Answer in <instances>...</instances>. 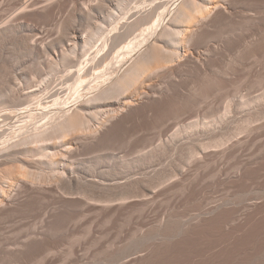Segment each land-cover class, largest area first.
Masks as SVG:
<instances>
[{"label": "rangeland", "instance_id": "obj_1", "mask_svg": "<svg viewBox=\"0 0 264 264\" xmlns=\"http://www.w3.org/2000/svg\"><path fill=\"white\" fill-rule=\"evenodd\" d=\"M16 1L0 0V26L14 18L13 23L18 27L15 33H11L13 36L10 35L0 45V92L12 85L23 89V92L27 91V94L38 96L51 90L71 72L69 70L78 66L72 63L73 68L66 65L62 66L64 70L59 67L51 71V56L55 59L61 56V46H66L65 43L55 47L54 53L48 49L46 54L40 52L39 56L26 57L22 50L25 49L24 38L31 37L30 45L44 50L62 39L66 20L72 17L76 34L85 36L90 27L107 18L117 0H56L52 16L45 15L46 12L40 15L31 7L25 8L31 0H22V7H17ZM135 2L132 0L130 6ZM258 6L251 1L239 2L228 18H223L225 22L220 19L202 39L201 55L207 59L206 63L208 61L214 76L207 64L208 77L207 73L202 77L204 72L197 71L194 66L193 69L192 65L190 69L188 67L191 72L188 73L186 66L174 74L175 79H171L173 75L161 73L165 76L160 75L161 80L164 78L165 81L159 80L161 87L158 83L157 88L163 96L160 94L156 104H149L142 112L124 120L123 124H114L105 140L104 137L81 148L83 151L80 150L78 158L85 163L83 167L87 171L79 175L80 180L85 181H80L82 188L93 184L96 191L112 194L133 182L131 177L120 175L122 171L133 169L134 178H138L143 186V201H135L124 208L121 206L116 213L115 205L112 206V203L109 206L111 202H107L105 211L106 205L101 207L99 201L86 205L83 194L81 198V193H75L84 205H77L78 209L69 203L72 209L68 205H61L62 210L51 213V219L47 222L58 244L54 243L56 251L53 249L55 253L51 252L49 264H126L138 254H143V259L146 257L142 264H146V260L147 264H264V205L260 204L255 211L248 208L253 204L250 202L260 201L259 196L264 192V64L260 58L256 61L258 57L252 59L254 56H251L254 55L251 52L254 38L260 41L264 30V8ZM252 12L256 13V17L252 16ZM25 80L33 83L28 81L26 86ZM170 81L176 85L174 82L170 84ZM39 86H42L41 90ZM69 102L66 101V104ZM0 105L3 106V103ZM99 115H102L101 118L105 116L101 112L94 115L96 117L91 119L93 127L99 126ZM181 134L187 135V139ZM175 136H179L178 143L180 140L184 142V139L186 142L176 148L173 143L177 142ZM214 136L227 139L225 145L211 146L215 151L221 147L219 152L209 147L208 151L213 152L202 160L193 151L190 152L198 147L197 144H210ZM128 161L136 167H132L133 164H128ZM135 162L140 163L135 165ZM137 166H141L139 172ZM134 173L138 175L137 178ZM162 176L167 177L164 178L166 183H159ZM227 197L232 199V203L222 213L229 212L227 215L232 218L224 215L229 220H225V224L216 218L220 219L222 213L214 214L211 211ZM240 197L246 199L241 200ZM240 200L248 201L251 205L239 204ZM33 203L36 202L29 203L26 208L31 215L43 212L46 204L60 205L43 200L37 201L36 205ZM168 224L171 227L166 229ZM52 228L56 231H52ZM150 248H153V252H150ZM37 256L33 255L34 259L9 257L4 264H38L41 257Z\"/></svg>", "mask_w": 264, "mask_h": 264}, {"label": "bare ground", "instance_id": "obj_2", "mask_svg": "<svg viewBox=\"0 0 264 264\" xmlns=\"http://www.w3.org/2000/svg\"><path fill=\"white\" fill-rule=\"evenodd\" d=\"M134 1H136L135 5L130 6L132 0H117L116 3L113 4L114 7L110 10L108 16H106L107 18L101 20V23H95L94 27H90V25V29H87L88 31L85 36L81 34L79 37L76 34L74 30V17L66 20L63 27L62 39L50 44L47 48H44V50L41 47L37 48L31 46V37L26 36L27 38H24L25 42L23 41V45H25V49L22 50H24L23 54L26 55V57L30 55L36 56L37 54V56H39L40 52L46 54L48 49V51L54 53L55 47H60L65 43L64 45L66 46H61L63 47L61 48L63 49V51L61 50V56L57 55L58 57H56V59L53 58V55L51 56V71H56L59 67H66V65L68 68L69 66L73 68L74 66L72 63L78 67L76 69L74 67L75 70H69L71 72H68L69 74H67L55 87L38 96L27 94V91L23 92V89L21 90L19 87L16 88L20 90H16L12 85L11 87L10 85L7 87L8 90H1L2 92H0V100L3 103V106L0 105V264H4L5 261H7L5 259H9V257L17 258L18 256H23L30 259V257L33 258V255L41 257L38 264H49L51 262L49 261V257H51L50 254L55 248L54 243L57 239H54L56 236L50 232L51 228L47 226V222L51 219L49 218L50 214L57 211V209L61 211L62 206L68 205V203L69 205L72 204L75 206V209L77 205H84L79 201V197L82 194L86 200H83L86 205L92 204V201L93 203L99 201L101 205L97 204L101 207L102 205H106V211L108 203L111 202L109 206L113 203L112 206L115 205L116 209H114V211H116V213L121 206L124 208V206L127 207L128 204L135 201H143V186L137 178L141 166H137L138 172L137 174L134 173L137 175V179H135L133 169L129 170L132 163H129V161L128 164H130V167H128V170L132 172L133 176H131L129 171H122L120 175L127 176V178L131 177L133 182L130 181L131 183L129 182L121 190L113 192L114 194L108 193L109 195H106V192L96 191L93 184L85 183L87 186L84 184L85 188H82L81 183L85 181L82 182V178L80 180L79 175L81 173L84 174L85 169L83 164L85 163L81 162V159L78 158L81 148L86 144L99 142L102 138L108 136L109 130L114 124L118 122L122 123L124 120L126 121L127 118L134 117L133 115L135 113L142 112L143 108L158 101L157 99H159L162 93L159 91L160 89L158 90L157 88L159 84V88L161 87V83L158 82L161 80L160 75L165 78L164 74L161 73L174 76L179 70L182 71V68L187 66L186 70H188V67L190 69L192 65V68L194 66V68L196 67L198 69H196L197 71H203L204 74L202 77H204L208 72V70H206L208 61L206 63L207 59L203 58L201 55V41L206 33L208 34V31L219 23L220 19L228 18L232 9H235L234 7L236 4L239 2L251 1L259 5L258 7L264 8V0H154L152 3H146L149 0ZM21 2L22 0L16 1L17 7L23 4V2ZM55 2L56 0H31L30 4H27L28 6L23 5V7H31L40 13V15L46 12L45 15L52 16L57 3ZM257 10H259V8ZM253 12L252 16L256 17V13ZM96 18L98 17L96 16ZM13 20H11L12 22L8 20L9 22L6 21L7 23H4L5 25L0 26V45H3L2 43L6 41V39L8 40L9 37L13 36L11 33H15V30L18 29L17 26V28L15 27ZM223 21L225 22L224 19ZM94 22L95 20L93 23ZM139 29L142 31L139 32ZM263 31L260 36V41H255L254 38V47L252 49L253 51H251L254 55H250L254 56L252 59L258 57L256 61L260 58L261 60H259L264 64ZM62 42L64 43L62 44ZM249 53L250 52H248V56ZM47 54L49 56V53ZM208 66L210 71L211 67L210 65ZM68 68H66L67 71ZM62 69L64 70L65 68L62 67ZM215 70L216 69H214V71ZM211 71L210 73L214 76V73ZM229 71H231V69ZM189 72L191 71L188 70V73ZM230 73L232 75V72ZM208 74L209 73H207V77L210 75ZM198 75H200V73ZM175 77L176 76H174V78L171 77V79H175ZM207 77L205 76V78ZM164 78H162L161 81H163ZM168 78L170 77H167V79ZM169 80H167V82ZM28 81L26 82V86ZM29 82L33 83L31 80ZM173 82L170 81V84H173ZM26 86H22V88H26ZM30 87L31 86H29V89ZM39 87L41 90L42 86ZM163 88H161V90ZM172 88L173 87H170L169 89ZM27 89L28 88H26V90ZM42 91H44L43 88ZM167 94L168 93H166V95ZM171 96L173 97V95ZM68 100H70V102L66 104ZM161 100L163 101L162 98ZM2 103L0 102V104ZM70 103H72V105L67 106ZM21 105L25 106L19 108ZM100 112L105 116L103 115L104 117L101 118L102 115H99L101 120H98L99 126L93 127L94 124L91 125V119L94 115L100 114ZM99 116L97 117L99 118ZM136 116H138V114H136ZM129 120L133 119L130 118ZM121 123L119 124L121 125ZM180 136L185 135L181 134ZM106 137L103 140H105ZM176 137L177 136H175V138ZM185 137V139H187V135ZM214 137L216 139L214 138L210 144H206V142L205 146H199V144H197L198 147L191 149L190 152L193 151L192 153L195 156L198 155L200 157L199 159L202 160V158H206L208 153L213 150L211 146L219 147L226 144V138L222 137L219 139L217 136ZM177 139H179V136L175 140ZM182 139L184 138L182 137ZM185 139L184 142H186ZM184 142L180 140L178 143L177 140L175 143V141H173L175 147L181 146ZM174 144H172V146H174ZM169 145L171 144L169 143ZM209 147L212 149L211 151H208ZM213 151H215V149ZM136 163L137 162H135V165ZM141 163L143 164V161ZM132 164L133 167L134 163ZM135 167L136 166H134V168ZM85 173H87V171ZM115 175L117 176L118 174L116 173ZM164 178L167 177L161 178L159 183L165 182L166 179ZM156 186L155 183V187ZM75 193L76 195L78 193L81 194H79L80 196H75ZM110 195L113 196L111 197ZM260 195H262L259 196L261 200L250 202L253 203L252 205L247 203L248 201H245L246 203L244 201L242 202L241 200L246 199L243 197H240V199H242L239 204H241V202L249 204L251 207L248 208L255 211L260 204L264 205V192ZM81 198L83 197L81 196ZM237 199H239V197ZM39 200L49 201V203L56 202L60 205H52V207L49 206L51 204H46L45 207L42 208L44 211L40 214H29L26 210L29 203H37ZM104 202L108 203L106 204ZM36 203L33 204L36 205ZM230 203H232L231 198L227 197L222 199L217 203L211 213H222ZM71 206L69 207L72 209L73 206ZM41 207H43V205ZM49 207H51V209H49ZM246 209H243V211ZM107 210H109V208H107ZM240 212L242 213V211ZM246 212L247 211H245V213ZM227 213L229 214V212ZM227 213L224 214L225 217ZM224 215L222 213L220 219L218 217L216 218L221 221L223 220L225 223V220H229L225 219ZM230 215H232L231 212ZM233 215L237 216V214L234 213ZM228 216L229 215H227V217ZM53 218L55 219L56 217ZM211 218L213 217L211 216ZM216 218L214 219L218 221ZM230 218H232V216ZM169 227L171 226L168 224L166 229ZM230 227L231 226H229V228ZM166 229L163 231L166 232ZM52 231L56 230L52 228ZM169 233L171 234V232ZM56 245L58 246V244ZM149 250L153 252V248ZM55 251L53 252L55 253ZM138 255L129 260L127 259L128 263L126 264H142L146 257L143 259V254ZM147 261L148 260H146V264Z\"/></svg>", "mask_w": 264, "mask_h": 264}]
</instances>
